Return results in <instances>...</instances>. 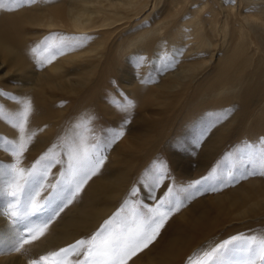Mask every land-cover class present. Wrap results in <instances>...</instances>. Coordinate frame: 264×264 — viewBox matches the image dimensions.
Returning a JSON list of instances; mask_svg holds the SVG:
<instances>
[{"label":"rangeland","instance_id":"374dc122","mask_svg":"<svg viewBox=\"0 0 264 264\" xmlns=\"http://www.w3.org/2000/svg\"><path fill=\"white\" fill-rule=\"evenodd\" d=\"M41 1L35 0L36 3L34 2L32 5H39ZM143 1L146 3L148 0ZM143 1L137 7L138 9L142 10ZM239 1L227 0L226 2L232 3L234 11H236ZM214 4L215 6L219 5L215 2ZM27 6L19 7L16 12L26 13ZM218 7L220 21L222 9L220 6ZM141 10H138L137 15L140 18L143 14ZM125 13L128 14V12ZM134 19H130V26H128L129 23H125L122 30L134 31L135 28L145 26L144 22L136 23L137 18ZM145 20V23H148V19ZM219 24L220 22L217 23V27ZM153 25L156 28L159 27V25ZM114 26H120V24L115 23ZM25 29L28 32L26 41L29 42L31 56L22 58V65L12 63V65L0 68V90L24 101H27L24 96L26 91L41 93L43 102L37 101L36 96H32L30 101H32V105L35 104L36 111H46L42 123L48 124L49 128L37 127L36 130H31L30 121L28 122L26 130L29 133H34V136L19 166L30 169L42 156L54 149L56 159L61 162L51 168L45 183L46 185L55 184L67 169L68 154L64 150V145L79 132L80 126L86 125L92 130L91 135L85 133V136L96 143H106L110 139L109 134L114 131H122L123 135L103 149L105 159L99 171L88 180L78 197L51 221L44 236L30 245H25L20 252L0 253L5 264H7L5 259L10 254L19 260V264H29L30 260L41 255L66 248L81 239L87 240L105 226L106 222H110L114 228H120L124 223L132 226L135 211L146 212L148 209H156L161 201L169 199L170 189L173 190L177 200H184L189 192L195 193L196 191L189 186L197 181H203L202 185H196L201 189L200 194H194L184 200L179 211L172 212L164 227L160 229L159 235L146 248L150 250L146 252L147 250L144 249L128 261V264H161V260L157 258L158 255L155 252V247L160 243L155 247L153 245L158 242V237H166L169 234L168 227L171 222L178 223L177 229L174 230L175 234L181 235V238L187 236V233L185 234L187 228L178 219H181V214L187 213L191 206L193 209V206L202 198L210 200L209 197H213L214 194L223 193L241 184L244 185L249 180H256L258 185L261 183L264 185V176L261 175H250L246 179H239L238 182H226L225 185L216 179L204 180L205 177L223 175L226 165L232 167V173L237 177L246 171L259 170L260 168L258 162L249 165L247 161L236 159L237 154L241 150H245V145L258 148L260 146L258 138L245 137L242 140L234 138L230 136L232 130L230 127L224 128V138L220 142H215L216 131L223 127L220 120L239 117V111L235 107L231 105L225 107L224 105L219 108L218 111H222L218 114H215L214 110L204 111L211 116V123H209L210 119L203 123L198 120L204 112L192 118L183 116L193 87L212 70L215 52L221 46L217 36H212L213 39L209 38L208 42L213 45L203 48L201 51L191 49V42L185 41L183 38H178L175 43L165 41V46L160 41L154 43L156 45L150 48H144L145 44L136 43V47L123 50L115 67L105 73L103 81H99L98 77L102 67L97 66V62L93 64L86 61L85 55L91 52H83L82 46L77 44L83 39L82 36L70 42L69 37L72 34L68 33L69 37L60 39L62 30H56L55 26L48 29L39 28L40 32L34 35H31L34 31L32 27L27 25ZM159 30V34L155 33L156 36L152 39L160 40L161 37L165 39L166 29L163 27ZM117 32L119 31L115 30L113 35ZM119 35H123V33H118L117 36ZM49 37L54 38V42L63 40L67 47L62 49V55H56L51 63H44L41 66L32 50ZM120 39V36L118 40L110 36L106 42H102L98 48H94L96 52L93 50L92 54L101 53V60L109 59L111 52L116 50L114 44L124 42ZM21 53L19 50V54ZM0 57H2L1 53ZM154 59L166 63L167 67L171 63L188 62L189 69L187 68L184 73L189 74L172 91L163 89L161 82L167 81V78L164 80L155 78L159 75L158 72L154 77L149 78L153 70L147 65L152 66L151 62L155 61ZM89 68L91 71L88 72ZM72 80H76V82L72 84ZM19 91L20 94L17 93ZM179 91H181L180 95H174ZM152 93L157 96L154 102L146 99ZM126 101L132 102L131 107L125 105L127 110L117 108L115 105V102L125 103ZM0 105H3L8 112H16L21 107L17 101H12L7 97H0ZM210 109L211 107L206 108V110ZM222 112L224 115L221 116ZM194 122L199 125L198 131L203 141L194 147L184 148L182 138L187 137L185 141L194 142L191 139L194 138L193 133L184 126L187 124H189L187 126H191ZM203 127L204 130L201 129ZM188 128L190 129V127ZM12 129L15 131V128L12 127ZM7 130L10 133H7ZM0 137L13 141H18L20 138L8 127L7 121L2 119H0ZM261 137L264 139L263 136ZM213 145L217 147L214 154L208 158L203 157L200 153L202 149ZM161 162L167 165L166 178L154 192H150L141 183V178L147 170ZM0 163L9 165L15 163V160L10 153L0 149ZM209 186H216L217 190H203ZM133 190L137 191L136 196H132ZM50 192L52 189L49 187L41 193L40 199ZM261 198H257L256 204L252 205L249 210L247 209L248 211H241L236 217L235 214L232 216L228 210L212 209L214 212L218 211L223 221L214 226L212 231L205 234V237L197 243L187 244L180 255L164 261L163 264H189L190 258H195L196 254L209 251L233 237L264 235V198ZM95 201H98V204L91 206L90 204ZM163 210L161 209V211ZM196 211H198L197 207ZM209 215L211 216L213 213L210 212ZM34 219L39 222V220L46 219V214H40ZM67 221L68 224L65 226ZM6 222L8 223L7 218L0 216V224ZM155 258L157 259L154 261ZM243 258V253L229 255L230 262ZM257 264L260 262L257 261Z\"/></svg>","mask_w":264,"mask_h":264},{"label":"bare ground","instance_id":"6f19581e","mask_svg":"<svg viewBox=\"0 0 264 264\" xmlns=\"http://www.w3.org/2000/svg\"><path fill=\"white\" fill-rule=\"evenodd\" d=\"M142 1L42 0L39 5H28L26 13L16 12L19 10L18 8L13 11L0 9V53L2 54L0 68L12 65V63L22 65V58L31 56L29 42L26 41L28 32H26L25 26L27 25L34 29L31 35L40 32L39 28L48 29L55 26L56 30H62L60 39L69 37L68 33L72 34L69 37L70 42L82 36L83 39L77 44L82 46L83 52H91L85 55L86 61L93 64L97 62L96 65L102 67L98 77L99 81H103L105 73L115 67V63L120 60L123 50L135 46L136 43L145 44L144 48H150L156 45L154 43L160 41L165 46V41L175 43L178 38H183L185 41L191 42V49L201 51L203 48H209L213 45V43L210 45L208 41L209 38L213 39L212 36L215 35L220 39L221 46L219 45L218 51L215 52L214 65L212 70L193 87L191 98L185 105L183 116L192 118L201 112L211 110L218 114L222 111H218L220 107L231 105L239 111V117L220 120L223 127L216 131L215 142H220L224 138V128L231 127L230 136L240 140L245 137H255L261 143L264 140L261 137H264V0H240L239 5L236 6V11H234L233 4L230 2L228 4L227 0H148L146 3L143 1L145 5L143 3L144 9L141 10L137 7L142 4ZM214 2L219 4L218 6L222 9L220 21L218 19L220 16L219 7L215 6ZM138 10L143 13L141 18L137 16ZM135 17L137 18L136 23L144 22L145 26L135 28L134 31L122 30L123 25L129 23L128 26H130V19ZM145 19H148V23H145ZM218 22L220 24L217 27ZM115 23L120 24V26H114ZM153 24L159 25V27L156 28ZM163 27L166 29L165 39L162 37L160 40L152 39L156 36L155 33L158 32L159 34V29ZM115 30L119 31L117 34L123 33L119 36L120 40L124 42L119 41L118 44L115 41L117 42L114 44L116 50L111 52L109 59L101 60V53L92 54L93 50L95 51L94 48H98V45L106 42L110 36L118 40L119 36L113 35ZM85 37L87 39H84ZM94 39H96L95 42H93ZM19 50L22 52L21 54H19ZM127 61L132 62L131 60ZM151 65H147L153 70L149 78L154 77L158 72L159 75L155 78H162V80L167 78V81L161 82V87L169 91L177 87L189 74L184 73L187 68L189 69L188 62L171 63L167 67L166 63L161 60H155L151 62ZM51 70L54 71V69ZM87 71H91V68ZM75 82L76 80L71 81L72 84ZM17 93L20 94V91ZM180 94L181 91L174 93L176 96ZM24 96L27 101H30L32 96H36L39 102L44 101L43 95L39 92L30 93V91H26ZM146 99L154 102L157 96L152 93ZM30 102L32 105V101ZM34 105H32V112L29 117L30 129L49 128L48 124L42 123L46 111H36ZM207 107H211V109L206 110ZM206 113L204 112L198 118L200 122L203 123L211 118ZM222 115H224L223 112ZM211 119L209 123H211ZM186 126L184 128L193 133L194 138L191 139L194 142L185 141L187 137L182 138L183 147H194L197 143H201L203 138L199 135L198 123L194 122L191 126ZM8 127L20 137L17 129L13 131L9 123ZM201 129L204 130V127ZM206 132L208 133V131ZM7 133L10 132L7 130ZM216 149L215 145L208 146V148L204 147L202 151L200 150V153L203 157L208 158L214 154ZM241 185L223 193L214 194L213 197H209L210 200L202 198L193 206V209L191 206L187 213L181 214V219L178 220L182 221L187 228L186 237L181 238V235L175 234L174 230L177 229L178 223L171 222L168 227L169 234L166 237H158V242L153 245L155 247L160 243L155 247V252L158 255L157 258L161 260V264L180 255L187 244L197 243L205 237V234L211 232L214 226L223 221L218 211L214 212L212 209L228 210L232 216L235 214L236 217L241 211L246 212L247 209L249 210L252 205L256 204L257 198H264V185L262 183L258 185L256 180H249ZM96 204L98 201L90 205ZM196 207L198 211L195 212ZM191 209L192 211L189 213ZM210 212L213 215L210 216ZM67 224L68 221L65 226ZM8 232V223L0 224V236L6 235ZM10 255H7L6 259L4 257L7 264H19V260ZM1 257L0 264H5ZM156 263L159 262L156 261Z\"/></svg>","mask_w":264,"mask_h":264},{"label":"snow or ice","instance_id":"6c2138e0","mask_svg":"<svg viewBox=\"0 0 264 264\" xmlns=\"http://www.w3.org/2000/svg\"><path fill=\"white\" fill-rule=\"evenodd\" d=\"M34 2L35 0H0V9L13 11ZM65 47L67 45L63 40L54 42V38L49 37L32 51L42 66L44 63H51L56 55H62V49ZM0 97H7L21 105L16 112H8L0 105V119L7 121L20 133L18 141L0 137V149L10 153L15 160V163L9 165L0 163V216L7 218L9 228L6 235L0 236V253L20 252L25 245H30L44 236L51 221L78 197L84 185L103 165L105 159L103 149L119 139L123 132L110 133V139L101 144L85 136V133L92 134L90 128L86 125L80 126L79 132L64 145V150L68 154L65 173L55 184L46 185L51 168L61 162L56 159L54 149L42 156L30 169L19 166L34 136V133L26 131L32 112L31 102L2 90ZM115 105L117 108L127 110L125 105L131 107L132 102H115ZM236 159L247 161L249 165L258 162L260 168L246 171L237 177L233 175L232 167L226 165L223 175L205 177L204 180L216 179L225 185L226 182H238L239 179H246L250 175L264 176V140L258 148L245 145V150H241ZM167 171V165L161 162L144 173L141 183L150 192H154L166 178ZM202 184L203 181H197L190 185L189 187L196 191L189 192L184 200L194 194H200L201 189L196 185ZM49 187L52 192L40 199L41 193ZM203 190L215 191L217 187L209 186ZM136 195L137 191L133 190L132 196ZM184 200H177L170 189L169 199L161 201L156 209H148L146 212L135 211L132 226L124 223L122 227L114 228L110 222H106L105 226L87 240L81 239L66 248L41 255L30 260L29 264H128L132 257L142 252L156 239L169 216L172 212L179 211ZM40 214H46V219L37 222L34 218ZM232 253H243L244 258L230 262L229 255ZM257 261L264 264V235L233 237L209 251L196 254L195 258H190L189 264H257Z\"/></svg>","mask_w":264,"mask_h":264}]
</instances>
